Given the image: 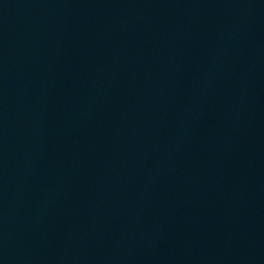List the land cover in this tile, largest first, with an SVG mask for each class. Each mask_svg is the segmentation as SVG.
Wrapping results in <instances>:
<instances>
[{"label": "water", "instance_id": "1", "mask_svg": "<svg viewBox=\"0 0 264 264\" xmlns=\"http://www.w3.org/2000/svg\"><path fill=\"white\" fill-rule=\"evenodd\" d=\"M0 264H264V0H0Z\"/></svg>", "mask_w": 264, "mask_h": 264}]
</instances>
